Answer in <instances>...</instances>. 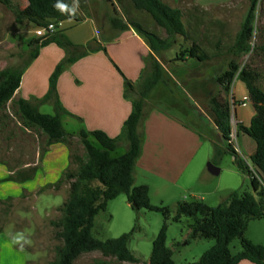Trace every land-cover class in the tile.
I'll list each match as a JSON object with an SVG mask.
<instances>
[{"label":"rangeland","instance_id":"rangeland-1","mask_svg":"<svg viewBox=\"0 0 264 264\" xmlns=\"http://www.w3.org/2000/svg\"><path fill=\"white\" fill-rule=\"evenodd\" d=\"M11 1L15 9L26 8L27 3L25 0ZM164 1L172 8H178L183 12V21L188 32L187 38L177 37L174 47L164 53L163 56V64L171 73V76L174 77L175 84H171V87L177 92L179 99L170 98L162 91H154L150 94L146 107L151 109L160 105L179 114L184 119H186L185 115L188 118L189 112L195 119L190 118L193 121L190 122L195 127L200 126V130L209 135L210 140L206 139L204 141L201 152L186 175L187 178L195 172V179L188 181L192 189L172 190V188L167 189L156 183L153 186L155 188L160 187L161 190L156 192L155 189L151 190L150 188L151 204L157 207H168L171 210V218H173L176 215L177 205L182 202L202 201L210 207H217L227 199L230 193L237 190L252 193L257 198L250 177L237 168L234 157L228 152V143L223 140L220 132L216 129L210 117L209 109L210 100L223 92V87L218 84L217 79L230 69L232 63L239 65L240 70L246 68L255 73L258 79L256 86L264 91V0H260L257 7L255 30L251 44L252 51L247 55H236L231 52V48L235 44L237 34L248 14L250 0H228L216 5H205V7L196 5V0ZM79 6L85 12V15L87 13V15L94 17L100 27L104 23L110 25L115 18L112 4L106 0H79ZM82 11L78 9L77 12L80 18L85 17ZM119 18L122 22H127V25L133 22L162 39L167 38L166 32L158 27L150 15L145 12L134 10L129 15L126 13L119 14ZM15 25L14 14L0 4V71L7 67L22 68L30 57L29 42L26 43L23 34L11 33ZM26 25H29V23ZM71 26L70 24L66 25L67 28ZM36 29L37 27L34 28V30ZM85 32V28L76 30L75 34L79 35L76 39H80L79 41L84 40ZM70 34L72 36V32ZM29 36L32 37L31 40L37 38L35 35ZM193 43L198 44L211 59L205 63H197L191 59L186 62L178 61L179 54L190 48ZM51 48H53L51 50H56L55 53L52 54L48 53L50 51H46L43 56L44 59L32 71L38 72V80L35 79L31 86L36 84L39 91L42 90V86L46 88L47 85L49 91L50 79L56 71L55 69L47 78L44 77L45 58L70 57L64 49L57 46ZM170 60L173 61L170 62ZM66 70L62 72L60 77L66 73ZM239 84L246 85L238 80L236 86ZM232 94L231 90L224 95L231 103L232 144L240 148L241 154L239 156L248 165H251V153L255 150V141L246 134L240 133V124L235 114V103ZM130 95L134 99H139V87L134 92H130ZM37 100L39 98H34L32 101L36 102ZM40 108L42 114L55 115L56 113L53 104H44ZM63 127L68 134L78 131L76 125H72V120L66 122ZM91 140L98 146L94 138H91ZM213 141L218 144V154L214 149ZM45 144L46 136L39 130L24 125L13 103H9L6 108L0 109L1 164L11 170L17 167L21 168L26 163H36L38 158L40 160L42 158ZM59 144L69 149L70 152V165L68 164L66 168H69L68 170L71 172H76L80 163L78 159L84 160L85 158V150L80 138L78 140L74 139L70 145L66 143L53 145ZM126 152L127 145L123 143L113 153V156L119 157ZM50 158L54 162L62 163L59 155H52ZM62 164H65L64 161ZM62 164L59 165L60 168ZM208 164L220 169V174L218 176L212 175L208 171ZM67 169L62 172V175ZM14 176H17V174H14ZM6 178H0V200H5L0 203V228L8 236L22 231L31 239V245L24 248L30 260L36 259L31 264H50L55 258L56 248L61 245V242L56 239L58 229L54 227L53 223L57 222L62 216L60 209L69 197V185L62 184L60 187H56V184H54L53 187L42 188L35 194H28L26 193L27 190L44 179L42 176L38 177V180L28 187H24L23 183L6 181ZM13 183L17 184L19 191L13 185H10ZM143 183L140 178L135 185L138 186ZM25 193V198L16 199V197L23 196ZM203 197H207V200H202ZM190 223L191 221L187 218H183L180 222L170 220L167 232V247L173 252L175 264L197 262L215 244L214 240L190 239ZM163 224L164 216L162 213L146 209L135 211L129 205L127 196L121 195L110 201L107 210L96 217L93 235L97 240L105 242L135 231L129 249L139 260L137 264H147L152 255L154 241L159 236ZM244 237L255 245L264 246V219L251 221ZM230 248L233 255L241 253V240H234ZM97 260H102V263L122 264L113 258L103 256L100 252L82 255L74 264H92Z\"/></svg>","mask_w":264,"mask_h":264},{"label":"trees","instance_id":"trees-1","mask_svg":"<svg viewBox=\"0 0 264 264\" xmlns=\"http://www.w3.org/2000/svg\"><path fill=\"white\" fill-rule=\"evenodd\" d=\"M27 1L28 6L24 9H15L11 0H0V4L14 14L15 23L20 26L29 23L41 28L48 26L53 20H75L78 23L83 21L77 14L74 18H69L54 10L53 4L56 0ZM106 1L114 5L113 0ZM124 1L130 2L135 10L150 15L154 23L166 32L167 38L162 39L136 23L130 24L158 58L150 56L139 85V99L133 101V111L125 122L119 138H111L102 131L82 130L80 132L78 137L84 147L85 158L84 160L78 159L80 163L76 172H71L68 168L56 183V187L68 184L70 192L68 199L60 209L61 218L53 223L58 229L56 239L61 242V245L56 248L55 258L50 264H74L82 255L93 252H100L103 256L113 258L120 263H139L129 249L135 231L105 242L97 240L93 235L96 217L107 210L110 201L121 195L127 196L129 205L135 211L146 209L160 212L164 216L162 230L154 241L152 255L147 264H175L173 252L167 247V232L170 220L180 222L183 218L191 221L190 239L204 238L215 242L214 246L199 261L190 264H240L243 261L264 264V246L255 245L244 237L251 221L264 219V91L256 86L258 80L256 74L246 68L240 70L237 64H230V69L217 79L218 84L223 87V92L210 100L209 114L223 140L228 143V152L234 157L237 168L250 177L257 198L252 193L237 190L230 193L227 199L217 207H210L202 201L182 202L177 205L176 215L171 218V210L168 207H157L151 204L148 185H135L136 165L143 143L140 126L145 118L150 94L154 91H162L170 98L179 99V95L171 87V84H175L174 79L166 72L162 63L164 53L174 47L177 37L187 38L188 32L183 21V12L178 8H172L163 0H116L120 5ZM64 2L71 6L73 0H64ZM259 2L260 0H250L248 14L231 48V52L236 55H247L252 51L251 44ZM114 13L115 18L111 22L113 28L119 31L128 30L129 26L122 22L116 9ZM50 45L66 50L70 57L57 66L50 79V89L47 95L34 103L25 99L15 100L14 95L21 86L24 72L39 57L41 49ZM28 47L30 57L25 66L22 68L7 67L0 71V109L13 103L24 125L28 128H35L46 136L43 157L53 144L70 145L75 137L73 134H68L63 127L62 118L68 115V112L57 92L60 75L72 63L104 48L96 40L86 45H75L63 31H56L49 36L31 40ZM178 57V61L186 62L191 59L197 63H205L211 59L196 43L181 52ZM236 80L246 84L256 111V116L249 127L242 124L239 126L240 133L246 134L255 141L256 146L251 156V165L239 156L232 144L231 103L224 95L232 90ZM125 87L128 95L135 91V87L127 79ZM49 102L54 105L55 115L40 112V106ZM185 118L187 119L185 121L190 124L193 122L190 118L195 120L189 112L188 118L186 115ZM197 128L200 129V126ZM91 138H94L98 146ZM121 142L128 144V150L125 154L114 157L113 153L118 150ZM213 144L218 154V144L215 141ZM36 173L37 168H32L29 171L16 173L17 176H8L5 180L22 184L34 179ZM49 187L53 186L43 189ZM4 201L0 200V203ZM236 239L242 242V252L233 255L230 246ZM103 264L110 263L103 262Z\"/></svg>","mask_w":264,"mask_h":264},{"label":"crops","instance_id":"crops-1","mask_svg":"<svg viewBox=\"0 0 264 264\" xmlns=\"http://www.w3.org/2000/svg\"><path fill=\"white\" fill-rule=\"evenodd\" d=\"M25 1L27 7L28 1ZM227 1L196 0L195 2L196 5L205 7V5H216ZM163 2L165 3L164 0ZM113 3V10L116 9L120 15L124 13L129 15L135 10L128 1H124L122 5L118 4L116 0H113ZM79 10L82 11L80 6ZM82 13L85 16L81 18L82 22L65 21L59 31H63L75 45H86L96 40L104 49L72 63L68 66L66 73L59 78L58 96L68 112V115L63 116L62 122L64 125L72 120V125H76L78 131L72 133L75 140L79 139L78 136L82 130L87 132L102 131L111 138H119L125 122L133 111V101L135 100L132 95L126 94L125 80H129L137 89L146 71L150 56L158 57L152 53L146 41L130 25L126 31L115 30L111 23L110 25L104 23L100 27L94 17L87 15V13L85 15L83 11ZM67 24L72 26L67 28ZM34 28L31 24L24 26L16 24L11 33H22L24 40L28 43L32 38L29 35H35ZM82 28L86 29L85 39L79 41L80 39H76L79 35H76L75 32ZM54 46L56 45L42 48L39 57L26 69L21 86L14 95L15 100L25 99L34 103L32 101L34 98L41 100L46 96L48 85L46 88L42 86L40 91L36 84L31 86L35 79L38 80V72L32 71L44 59L43 56L46 51L55 53L56 50H51L53 49L51 47ZM65 59L67 58H45L44 77L47 78L49 74H52L60 62ZM172 61L170 60V62ZM162 65L166 72L171 75L163 63ZM237 81L234 82L232 88L235 114L242 125L249 127L256 116V111L247 86L244 84L236 86ZM28 97L30 99H27ZM245 98L248 100L244 101ZM140 133L143 143L142 152L136 165V183L141 178L144 182L141 185H148L151 190L155 189L156 192L161 190L160 187H154L156 183L167 189L191 190L192 186L189 185L188 181L195 179V172L187 178L186 175L201 152L204 141L209 139V135L186 122L179 114L160 105L151 109L146 107ZM123 143L127 145L128 150V144L126 142L120 144ZM235 148L241 154L240 148L236 146ZM68 150L62 144L53 145L47 149V153L41 160L37 159L36 163H26L21 168L17 167L11 170L0 163V178L37 168L34 179L23 183L24 187H28L35 183L38 177L42 176L44 179L38 182L36 187L26 191L28 194H35L46 186H54L60 180L62 172L67 169L68 164L70 165V152ZM52 155H59V159L65 164L54 162L50 158ZM60 164H62L61 168ZM10 185H13L18 191L20 190L17 184ZM26 193L16 197V199L25 198ZM204 199L207 200V197L202 198V200ZM34 261L36 259L30 260L28 258L25 249L21 251L18 246L11 244V236H8L5 231L0 233V264H31ZM245 263L253 264L249 261H243L240 264ZM92 264L103 263L102 260H97Z\"/></svg>","mask_w":264,"mask_h":264},{"label":"clouds","instance_id":"clouds-1","mask_svg":"<svg viewBox=\"0 0 264 264\" xmlns=\"http://www.w3.org/2000/svg\"><path fill=\"white\" fill-rule=\"evenodd\" d=\"M54 10L58 11L62 15H67L69 18H74L79 9V0H73L71 6L66 4L64 0H56L53 4ZM31 239L22 231H18L11 234V244L19 247V250L23 251L25 246H30Z\"/></svg>","mask_w":264,"mask_h":264},{"label":"built area","instance_id":"built-area-1","mask_svg":"<svg viewBox=\"0 0 264 264\" xmlns=\"http://www.w3.org/2000/svg\"><path fill=\"white\" fill-rule=\"evenodd\" d=\"M64 22L65 21H56V20H53V21H51L49 24H48V26H46V27H41V28H37L36 30H35V36L37 37V38H43V37H46V36H49V35H51V34H53L54 32H56V31H59L62 27H63V25H64ZM248 100V98H245V100L244 101H247ZM240 125H241V123L240 122H238ZM233 138V137H232ZM237 150V149H236ZM238 152V151H237Z\"/></svg>","mask_w":264,"mask_h":264},{"label":"water","instance_id":"water-1","mask_svg":"<svg viewBox=\"0 0 264 264\" xmlns=\"http://www.w3.org/2000/svg\"><path fill=\"white\" fill-rule=\"evenodd\" d=\"M208 171L215 176H218L220 174V169L214 167L212 164H208Z\"/></svg>","mask_w":264,"mask_h":264}]
</instances>
